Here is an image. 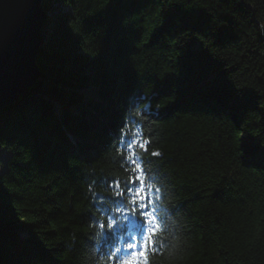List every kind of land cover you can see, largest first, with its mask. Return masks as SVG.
<instances>
[{"label":"trees","instance_id":"1","mask_svg":"<svg viewBox=\"0 0 264 264\" xmlns=\"http://www.w3.org/2000/svg\"><path fill=\"white\" fill-rule=\"evenodd\" d=\"M108 2L43 1L69 10L41 30L39 78L0 106V264L125 260L132 206L112 178L128 165L106 151L121 131L151 141L135 150L160 224L146 264H264V0ZM135 87L146 107L126 124Z\"/></svg>","mask_w":264,"mask_h":264},{"label":"water","instance_id":"2","mask_svg":"<svg viewBox=\"0 0 264 264\" xmlns=\"http://www.w3.org/2000/svg\"><path fill=\"white\" fill-rule=\"evenodd\" d=\"M44 0H0V106L16 101L40 76L36 62L48 18Z\"/></svg>","mask_w":264,"mask_h":264},{"label":"snow or ice","instance_id":"3","mask_svg":"<svg viewBox=\"0 0 264 264\" xmlns=\"http://www.w3.org/2000/svg\"><path fill=\"white\" fill-rule=\"evenodd\" d=\"M108 3V0H106V5ZM124 22L125 21L123 18L122 24ZM162 23H164V20L162 21ZM183 24L184 22L182 21L179 30L188 28L190 30L203 31V27L201 25V22L199 21L194 22L191 26L188 27H183ZM179 75L180 71L177 72V76ZM145 99L146 97L142 96L140 92L136 90V87L129 90L127 97L128 111L124 117L126 124L131 122V117L140 116L143 107H146V105L144 104ZM123 127L124 125H122V128ZM125 135L126 134H123V132L121 131V134H119L115 138V142L110 144L109 149H106V151L119 150V158L128 165L129 175L128 178L123 181V184L116 178H112L113 187L116 189L115 196L119 199V202L121 204L125 203L126 201L129 202L132 206L130 209L131 211L136 212L137 209H139L138 214H141L146 218L145 221H142L141 223L147 225L146 231L149 234V241L145 242L144 247L141 251L133 253L130 258L123 260L121 264H146L147 245L149 242H151L153 245L155 244V241L151 240V237L157 234V230L159 229L160 224L156 223L158 217L155 214V210H153V213L151 215L149 213V210L152 208V203L147 194V187L145 185L146 178L151 179V176L149 175L151 169L150 167H145V165L150 164V161H146L137 157L135 154V150L139 148L142 149L145 154H147L149 148L151 147V141L140 143L138 140L122 138ZM0 138H2V135H0ZM261 148H264V146H261ZM151 155L160 156L161 154L159 152H152ZM156 191H159V189H157ZM117 211H120V209H117ZM169 212H171V209H169ZM159 219L167 224L168 214L166 213L160 216ZM112 223H115V220H113ZM108 226L111 227V224H109ZM129 247H132V245H129ZM117 252H119V249H117ZM113 258H115V254H113Z\"/></svg>","mask_w":264,"mask_h":264},{"label":"rangeland","instance_id":"4","mask_svg":"<svg viewBox=\"0 0 264 264\" xmlns=\"http://www.w3.org/2000/svg\"><path fill=\"white\" fill-rule=\"evenodd\" d=\"M60 3H53L50 9L47 11L49 14H54L55 12H63L69 10L68 6L60 7ZM9 156V150L7 147L0 148V173L6 169V160ZM250 159L257 163L264 164V148L259 149L255 154H253Z\"/></svg>","mask_w":264,"mask_h":264},{"label":"bare ground","instance_id":"5","mask_svg":"<svg viewBox=\"0 0 264 264\" xmlns=\"http://www.w3.org/2000/svg\"><path fill=\"white\" fill-rule=\"evenodd\" d=\"M3 106V105H2ZM118 246L117 242L113 243V248H116Z\"/></svg>","mask_w":264,"mask_h":264}]
</instances>
